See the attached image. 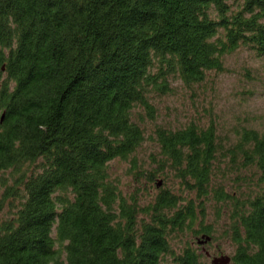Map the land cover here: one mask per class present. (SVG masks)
<instances>
[{"label":"trees","instance_id":"trees-1","mask_svg":"<svg viewBox=\"0 0 264 264\" xmlns=\"http://www.w3.org/2000/svg\"><path fill=\"white\" fill-rule=\"evenodd\" d=\"M241 46L264 0H0V264H264V129L157 105Z\"/></svg>","mask_w":264,"mask_h":264},{"label":"rangeland","instance_id":"rangeland-1","mask_svg":"<svg viewBox=\"0 0 264 264\" xmlns=\"http://www.w3.org/2000/svg\"><path fill=\"white\" fill-rule=\"evenodd\" d=\"M226 67V71L196 95L180 89L177 94L160 100L157 105L161 119L176 124L197 117L207 121L214 116L225 125L241 120L264 129V57L241 46L227 57ZM112 163L114 174L121 178V186L132 189L133 177L128 173L126 163L121 159ZM221 244V251L214 249L217 241L208 245L214 256L233 252L232 245L225 241Z\"/></svg>","mask_w":264,"mask_h":264},{"label":"water","instance_id":"water-1","mask_svg":"<svg viewBox=\"0 0 264 264\" xmlns=\"http://www.w3.org/2000/svg\"><path fill=\"white\" fill-rule=\"evenodd\" d=\"M4 117V113L2 114V119ZM158 184H161V181L158 182ZM211 239L210 235L203 236L201 239H199V243H206L208 240ZM208 255H211L209 251H207ZM212 264H228L231 261V256L229 254H222V255H215L211 258Z\"/></svg>","mask_w":264,"mask_h":264}]
</instances>
